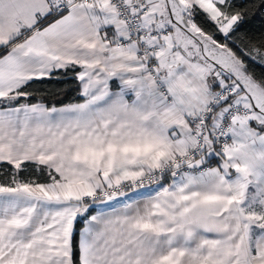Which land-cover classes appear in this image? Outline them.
Segmentation results:
<instances>
[{
  "label": "snow or ice",
  "instance_id": "1",
  "mask_svg": "<svg viewBox=\"0 0 264 264\" xmlns=\"http://www.w3.org/2000/svg\"><path fill=\"white\" fill-rule=\"evenodd\" d=\"M261 15L0 0V264H264Z\"/></svg>",
  "mask_w": 264,
  "mask_h": 264
},
{
  "label": "trees",
  "instance_id": "2",
  "mask_svg": "<svg viewBox=\"0 0 264 264\" xmlns=\"http://www.w3.org/2000/svg\"><path fill=\"white\" fill-rule=\"evenodd\" d=\"M237 2L244 3L245 0H237ZM245 30L253 38L259 39L262 35H264V15L257 16L254 20H251V22L246 26ZM256 71L257 74H259L261 68L259 66H256ZM71 75L72 74L69 73V77H71ZM34 87L43 89L42 92L37 93L38 97L40 95H44L48 98V100L55 101L58 98H63V93L68 88H74L75 83L69 82L67 78L61 75L59 79H53L43 84H36L34 85Z\"/></svg>",
  "mask_w": 264,
  "mask_h": 264
}]
</instances>
